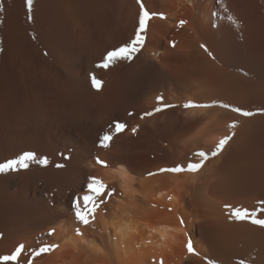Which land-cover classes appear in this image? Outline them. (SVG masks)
<instances>
[{
    "label": "bare ground",
    "instance_id": "6f19581e",
    "mask_svg": "<svg viewBox=\"0 0 264 264\" xmlns=\"http://www.w3.org/2000/svg\"><path fill=\"white\" fill-rule=\"evenodd\" d=\"M142 3L156 14L143 46L102 69L106 53L134 37L137 0H33L31 12L26 0H0V165L34 154L27 168L0 172V255L25 245L12 264H264V227L230 220L224 208L255 207L264 176L238 181L227 176L231 165L218 179L216 166L207 178L204 165L185 175L159 171L172 167L162 156L171 137L183 145L175 152L170 140L168 150L192 163L233 132L221 158L264 147V0ZM236 94L244 100L237 108L253 115L220 106ZM159 95L175 106L144 115ZM90 177L106 185L101 197ZM77 203L88 224L76 217Z\"/></svg>",
    "mask_w": 264,
    "mask_h": 264
},
{
    "label": "snow or ice",
    "instance_id": "6c2138e0",
    "mask_svg": "<svg viewBox=\"0 0 264 264\" xmlns=\"http://www.w3.org/2000/svg\"><path fill=\"white\" fill-rule=\"evenodd\" d=\"M137 3L140 4V16H139V27L136 30L134 37L129 42L121 45L120 47L108 51L106 55L104 56V58L102 59V61L99 64H97L96 67L107 69L119 60L131 59L132 54L139 51L140 48L143 46L145 36L142 34L146 33L148 21L152 18V16L156 14L150 13L145 8L144 4L142 3V0H137ZM26 4H27L29 12H31L33 0H26ZM184 23H186V21H180L181 26ZM201 47H205V46L202 45ZM205 51H208L206 47H205ZM208 54L212 55L211 52H209ZM91 81H92V86L96 88L97 90H100L103 84V81L98 79L95 73L91 74ZM156 100L158 102V106L152 112H146L144 115L151 116L153 115L154 112L161 111L162 107H160L159 105H163V108L175 106L172 104L165 103L163 95L157 96ZM184 106L186 108L187 107H209V105H198V104L193 103L192 101H188ZM220 106L223 108H231L232 111L240 113L244 116L253 115V113L250 111H245L237 107H232L231 105H228V104L221 103ZM261 111H264V109H262ZM237 123H238L237 121H233L229 125V127L234 129ZM115 128L117 132L123 131L126 128V125L117 121L115 124ZM132 131L135 132L136 129L133 128ZM234 135L235 133L233 132L229 135H225L222 138H220L218 142L215 144V147L211 151L210 155L213 157L217 156L223 150L224 146L232 139ZM111 138H112L111 134L105 133L101 139V145L103 147H108L109 146L108 141L111 140ZM195 155L200 158L198 162H195V163L189 162L186 167L182 165H176L170 168H161L159 171L160 172H172V173H180L184 171L196 172L203 167L204 162L209 158V153L201 150L195 153ZM33 158H34V154L32 152H26L18 160L9 161L6 164L0 165V172H3L10 168H15L17 164H19V166L22 168H27L28 165L26 161L32 160ZM97 162L101 164H105L106 166V163L104 161H101L98 159ZM42 163L46 164L47 160L46 159L43 160ZM149 174L153 175L154 173H149ZM89 180L90 182L88 184V187L90 191L95 194V197H101L104 194L106 185L96 177H90ZM169 199H171V197H169ZM93 200H94L93 196L84 197L85 204ZM224 208L230 220H235L238 222L249 221L254 225L264 227V199L257 200L256 206L253 208H248V207H243V206H233L230 204H225ZM89 211L94 213L95 207L91 208ZM76 217L85 224L89 223L88 214L80 210L78 203H77ZM93 218L95 217L93 216ZM181 223H183V220H181ZM77 234H80L79 230H77ZM52 247L54 246L41 247L39 251L35 253V255H39L40 252H49L52 250ZM187 249L190 253L195 251L191 241L188 242ZM24 250H25V245L20 244L10 254L0 255V262H2V264H12V262H18ZM208 264H214V262L212 260H209ZM239 264H245V262L241 260Z\"/></svg>",
    "mask_w": 264,
    "mask_h": 264
},
{
    "label": "rangeland",
    "instance_id": "374dc122",
    "mask_svg": "<svg viewBox=\"0 0 264 264\" xmlns=\"http://www.w3.org/2000/svg\"><path fill=\"white\" fill-rule=\"evenodd\" d=\"M230 3V2H229ZM230 7L232 8L233 6H232V4L230 5ZM237 22H239L238 20H237ZM241 23V24H240ZM240 23H239V26H240V28H241V31L244 33V34H249L248 36L247 35H245V37L247 38V40L249 39V41H250V45H251V48H252V50L255 52L256 50H255V46L253 45V43H252V37H251V33H248L247 32V22H243V21H240ZM246 23V24H245ZM252 46H254V47H252ZM237 95V94H236ZM235 97V96H234ZM241 97L239 96V95H237L236 96V98L234 99V102H233V105L232 106H234V107H237L236 105H238V107L240 106V105H242L243 104V102H244V100L243 99H241ZM260 101V100H259ZM258 102V101H257ZM261 102V101H260ZM259 102V103H260ZM241 103V104H240ZM119 122H121V123H124L123 121H119ZM116 123V122H115ZM115 123H114V125H115ZM175 138H173V137H171L170 139H169V141L167 142L168 144H171L172 143V141H170V140H173V143L174 144H171V146L170 147H172V145H177L176 143H178V145H180L179 144V141L177 142V141H175L174 140ZM177 139V138H176ZM168 144H166L164 147H165V152L163 153V155H162V153H161V155L162 156H164V157H170V158H168L167 157V160L170 162V163H172L171 164V166L173 167V166H176V165H182V166H185V164H187L189 161H190V159L192 158L191 156L192 155H194L192 152H191V154L190 153H188V154H190V157L191 158H187V157H189V155H186V156H184L185 154H183V156L185 157H182L181 159L180 158H178V159H176L175 157L177 156V154L175 153L176 151V148L174 149L173 147H172V150L174 149V151H173V154L175 155V156H172L171 157V155H173L171 152H172V150H168ZM151 145L153 146V147H156L158 144H156V142L155 143H151ZM183 145V144H182ZM182 145H180V146H182ZM158 147V146H157ZM167 150V151H166ZM171 151V152H170ZM206 152H208L209 153V158L204 162V168H203V170H204V172H205V178H207V176L209 175V173H208V169L209 168H211V167H213V166H216L217 167V169H216V171H215V173H216V178H217V175L218 176H220L221 175V177L223 178L228 172H227V167H228V165L230 166L231 165V167H228L229 169L228 170H230V174L228 173L227 174V176H229L230 178L232 177V176H236V177H233V179H236L237 177H238V181H239V179H241L242 180V177H243V175L244 174H246V176L248 177V179L250 180V182L252 183L256 178L255 177H263L264 176V147H260V148H250V149H248V150H246L244 153H243V155L240 157V158H236L237 160H238V162H236L237 160H235V162H234V160L233 159H228L227 158V155L226 154H224L225 156L223 157V158H221L220 156H219V154L217 155V156H215V157H213V156H211L210 154H211V151H206ZM167 155V156H166ZM229 156V155H228ZM179 157V156H178ZM193 157H195V155L193 156ZM148 158H152L151 156H149ZM172 158V159H171ZM221 158V159H220ZM233 158V157H232ZM142 159H146V158H142ZM141 159V160H142ZM184 159V160H183ZM187 160H188V162H187ZM228 160H229V162H228ZM233 160V161H232ZM184 161V162H183ZM226 161V162H225ZM173 162H175V163H173ZM225 162V163H224ZM230 162H234V163H236V164H233V163H231L230 164ZM176 164V165H175ZM225 165H227L226 167H225ZM234 165V166H233ZM237 167H236V166ZM232 166H233V168H232ZM242 166V167H241ZM225 167V168H224ZM243 167H244V169H243ZM208 168V169H207ZM232 168V169H231ZM222 169H224L223 171H222ZM237 169V170H236ZM206 170V171H205ZM234 170V171H233ZM244 170H246L247 171V173H246V171L244 172ZM222 171V172H221ZM217 172H219V174H217ZM249 172V173H248ZM257 172V173H256ZM190 173H192V172H190ZM177 174H179V175H185V174H188V171H185V172H180V173H177ZM224 175V176H223ZM258 175V176H257ZM253 176V177H252ZM246 177V178H247ZM220 178V177H219ZM253 178V179H252ZM264 178V177H263ZM218 179V178H217ZM253 181H252V180ZM240 180V181H241Z\"/></svg>",
    "mask_w": 264,
    "mask_h": 264
}]
</instances>
